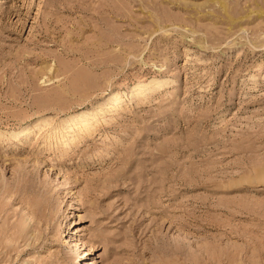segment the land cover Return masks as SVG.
I'll list each match as a JSON object with an SVG mask.
<instances>
[{"label":"rangeland","instance_id":"obj_1","mask_svg":"<svg viewBox=\"0 0 264 264\" xmlns=\"http://www.w3.org/2000/svg\"><path fill=\"white\" fill-rule=\"evenodd\" d=\"M0 264H264V0H0Z\"/></svg>","mask_w":264,"mask_h":264},{"label":"bare ground","instance_id":"obj_2","mask_svg":"<svg viewBox=\"0 0 264 264\" xmlns=\"http://www.w3.org/2000/svg\"><path fill=\"white\" fill-rule=\"evenodd\" d=\"M26 125H25V127H23L20 131H19V133H22L23 131H25V129H26ZM145 171V170H144ZM8 214V213H7Z\"/></svg>","mask_w":264,"mask_h":264}]
</instances>
